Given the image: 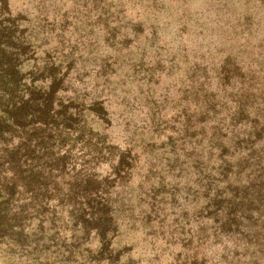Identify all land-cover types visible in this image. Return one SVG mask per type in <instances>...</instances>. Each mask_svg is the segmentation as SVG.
I'll return each mask as SVG.
<instances>
[{"label":"trees","instance_id":"obj_1","mask_svg":"<svg viewBox=\"0 0 264 264\" xmlns=\"http://www.w3.org/2000/svg\"><path fill=\"white\" fill-rule=\"evenodd\" d=\"M92 2L99 7L97 16L115 23L113 31L117 28L122 38L126 37L123 35L130 22L132 28L138 31L139 23L124 18L123 3L118 2L116 10H111V1ZM220 2L222 0L217 5L218 11L224 14H221L222 19L218 14V18L205 19L206 11H201L197 18L185 15V21L193 19L196 22L197 26L193 25L200 44L204 37L211 42L213 35L217 34V27L223 28L229 20H233V14L226 15L228 9ZM247 17L243 16V24L247 21V25L251 26L255 17L250 13ZM61 22L66 25V21ZM28 25V21L19 15H11L6 3L0 0V264H19L21 260L24 264H41L40 258H47L45 245H39L43 241L45 224L51 230L55 229L47 242L55 243L59 241L57 231H65L71 224L74 244L69 250L78 255L73 258L67 249L57 252L62 248L59 245L60 248H55L49 256L52 258L55 255L53 259L57 260L53 264L75 261L80 255L91 258L92 250L84 253L89 250V246L84 244L96 238L101 243L96 251L110 252L115 233L123 227L126 219L131 220L134 211L131 204L120 197L127 191L129 180L138 178L140 167L148 161L145 159L150 152L144 151L153 150L152 142L142 136L145 127L136 126L133 114L130 115L131 121L124 124L129 136L124 138L122 148L116 144L110 128L113 121L118 124L123 121V114L136 103L148 101L152 106L145 113L149 115L146 122L154 127L156 140H162V163L165 161L166 164L165 174L158 175L152 170L148 173L151 177H158L157 185L149 192H143V195H149L145 198L149 199L146 200L149 207L144 214L149 228L156 223L175 231V234L180 232L185 223L183 216L186 213L183 210L190 204L187 201L189 193L204 199L203 206L195 211V215L192 214L193 217L198 218L199 224V215L207 213L205 216L209 215L210 226L216 231L229 229L234 224L235 229H240L238 221L250 219L257 212L259 203L264 202V190L252 196L248 191L257 187L260 180L264 184V123L259 122L256 115L264 111V89L260 94V108H252L250 95L247 99L233 100L235 98L229 92L227 83L230 79L228 74L232 77L234 71H238L233 56L228 54L224 57V62H220L217 69L212 66L211 74L210 63L200 54L197 62L190 64L192 71L199 69L198 76L194 77L188 75L189 69L185 70L190 61L187 54L191 47L183 44L176 51L166 52L170 56L167 60L168 73L182 69L184 74L186 71V79L194 88L189 91L179 89L175 105L177 108L182 105L181 110L174 117H165L159 112L164 110L167 97H162L161 109L158 105L161 100L155 98L148 85L154 74L152 68L144 63L143 50L136 61L129 62L126 53L115 56L121 58L125 64L123 68L126 67L132 76L139 74L141 78H146L142 79L146 89L133 96V89L129 90L126 86L134 82V78L123 77L111 87L108 86L110 82L107 86L95 84V78H102L110 72V65L113 66L115 61L111 64L106 59L105 63L101 61L97 71L93 66L86 68V65L80 64V57L71 53L68 44L66 50H70L69 54L60 61L58 58L63 55H57L53 49L61 53L64 38L54 48L37 52L38 47L31 36L33 26L31 23L30 27ZM220 36L222 47L217 49L218 52L224 51L230 44L233 47V43L226 44L224 36ZM134 39L137 37L134 36ZM154 40L151 46L155 44ZM251 46L256 47V44ZM156 48L153 57L158 67L159 63H163L160 57L163 47ZM237 49L242 51L241 46ZM196 52L198 54L199 51ZM36 54L40 56L38 59ZM28 63L30 66L24 68ZM229 69L232 72H227ZM118 91L121 94L119 102L116 99ZM233 102L235 105L231 107ZM120 104H124V110L117 112ZM261 115L264 117V112ZM243 120L251 126L246 132L241 130ZM129 123L131 127L127 128ZM137 130H140L139 134H136ZM142 153L146 156L141 166ZM160 156L159 153L154 164L157 167L161 164ZM243 172L248 180L240 185L236 178ZM177 180L183 183L180 188ZM14 207L16 211H13ZM27 210L40 217L39 225L31 230L34 233L27 234L34 239L32 248L31 245H19L25 235L12 230L15 221L18 222L15 216H26ZM199 229L200 226L192 232L193 237H197ZM4 230H7L5 235ZM17 248L22 251H16ZM197 252L193 250L185 259L193 264H210Z\"/></svg>","mask_w":264,"mask_h":264},{"label":"rangeland","instance_id":"obj_2","mask_svg":"<svg viewBox=\"0 0 264 264\" xmlns=\"http://www.w3.org/2000/svg\"><path fill=\"white\" fill-rule=\"evenodd\" d=\"M1 1L6 3L11 15H19L24 20H27L29 27L31 23L33 26L31 36H33V41L36 44L35 46L38 47L36 48L37 52H41L44 48H54L64 38L62 44L63 51L58 53L53 49L57 55H63L59 56L58 60L60 61L63 60V57H66L65 55L69 54L70 50H66L68 46H70L72 54L74 53L80 57L82 62L80 64L86 65V68L93 66V68H95L94 70L97 71L99 68L98 64H100L101 61L104 60L105 63L106 59L109 64L115 61L113 66L110 65V72L102 78H95V84H104L107 86V83L110 82L108 86L111 87L116 81L122 80L123 77H128V79L134 78V82L126 86L129 90L133 89L131 95H137L138 91L145 90L146 85L143 83L142 79L146 78H141L139 74L135 77L132 76V74L127 71L126 67L123 68L125 64L121 62V58H118V60L117 57H115L117 54L122 56L126 53L125 56L130 59L129 62L136 61L141 56V50H143L145 52L144 63L146 66L152 68L151 71L154 74L153 80L149 82L148 85L152 88L155 98L161 100L158 102L161 109L162 97H167L164 110L159 112L161 116L165 114L163 115L165 117H174L180 112L182 105L178 108L177 105H175V101L179 97L178 90L194 88L192 84L188 83L189 79L186 78L188 75H194V77L198 76L199 69L196 72L189 68L194 62H197V56L200 54L204 56L206 62L208 61V63H210L211 74L213 72L212 66L217 69L219 66L218 64L224 62V57L228 56V54L233 56L235 62L238 64V71H234L235 73H233L232 77L228 74V78L230 79L227 81L229 85L228 90L229 92L231 91V95L235 98L233 100L242 97H246L245 99H247L250 95L251 99L249 103L252 105V108H256L257 106L260 108L262 105L260 94L264 89V0H222L220 3L222 5L224 4L225 8L228 9L226 15L230 13L233 14L231 17L233 20H229L228 24L223 28H218V26L217 34L213 35L214 39L211 42L207 41L205 37H202L203 42L201 44L198 41L197 31H195V26L193 25L195 24L197 26L196 22L193 19H186L185 21V17L188 14L193 18H197L196 15L201 11H206L204 13L205 19H215L219 16L222 19V12L218 11L219 7L217 5L221 0H108L112 3L111 10H116L118 2L123 3L125 10L122 9V7H118V9H122L123 14H126L124 18L133 21V23H139L138 31L132 28L131 22L126 26L125 34L122 33L124 34L123 37L126 36L125 38L119 35L117 28L113 31L115 23L104 21L97 16L99 7L97 4L93 3L92 0ZM73 3H75V5H73ZM85 8L87 11H85ZM207 11L209 13H207ZM248 13L253 14L255 17L251 26L247 25V21L245 25L243 24V16L248 18ZM216 14H218V17ZM222 16H224V14H222ZM234 16L236 18H234ZM61 21H66V25L63 26V22ZM206 22H208V20ZM24 25L25 23L22 27H24ZM207 27H209V23ZM112 32L115 34H112ZM152 33H154V38L151 37V35H153ZM220 35L224 36L226 44L229 45V43H233V47H231L230 44L224 51L218 52L217 49L222 47ZM134 36L137 37V39H134ZM153 39H155V44L151 46ZM135 41L137 42L135 43ZM254 43L256 47L251 46L254 45ZM183 44H186L187 47H191L189 50L190 52L187 54L190 61L185 65V70L189 69V74L186 76V71L182 74V69L178 72L168 73L169 68H167V60L170 56H167L166 52L170 53L172 50L176 51L179 45ZM131 45L134 46L131 47ZM156 46L163 47L160 53L163 63H159L158 67L153 57L157 50ZM238 46H241L242 51L237 49ZM207 50L209 51L206 52ZM196 51H199L198 54ZM208 55L209 58H207ZM36 56L37 59L40 57L38 54H36ZM195 56L196 59H193ZM28 66H30V63L25 64L24 68H28ZM230 70L231 69L227 72H230ZM104 80H107L106 83L103 82ZM245 90L246 94H244ZM120 97L121 94L118 91L116 97L118 102L121 100ZM115 102L116 101H114V103ZM148 103V101L147 103H136L135 106L132 103L133 108H128L129 110H126L125 115L123 114L122 116L125 119H123V121L121 120V122L119 120V124L113 121L110 125L115 136L116 144H119L122 148L124 146V138L129 136V132L124 127V124L131 121L130 115L133 114L132 118L137 120L136 126L145 127L143 128L145 131L142 134L143 138L148 140L149 143L152 142L151 146L153 150L144 151L145 153L150 152L149 157L145 159L146 155L142 153L143 160L141 166L144 159L148 161L145 165L140 167L139 177H133L129 180L127 191L120 197L126 203H130L134 210L131 220L126 219L123 227L115 233L117 235L112 239L110 252L98 253L96 249L99 248L101 243L99 238H96L91 240L89 244H87L88 242L84 244V246H89V250L84 253H90V250H92L90 255L91 258L80 255L79 259L75 261H61V264H193L191 260L185 259L193 250L199 251L197 252L198 256L209 260L210 264H264L263 201H261L263 203H259L257 212H254L250 219L242 218L238 221L240 223V229H235L236 225L234 224L228 227L229 229L224 228L216 231L210 226L211 219H209V215L205 216L207 213L199 215V224L197 222L198 218L193 217L192 214L195 215V211L198 210L200 206H203L202 203L204 199H198L196 195L189 193L187 195V201H189L190 204L187 209L184 208L183 210L186 213V215L183 216V220L185 222L189 220L194 226L192 229H188L189 227L185 226L184 228L187 229V233H182L181 236L180 232L176 231L177 234H175V231H171L170 229L169 231L165 229V227L158 226L156 223L149 228L150 224L145 220L144 215L145 209L147 210V207H149L148 201H146L149 199L145 198L147 196L149 197V195L143 194L145 193L144 191L147 190V192H149L151 187L157 185L158 177H151L148 173L152 170L158 175L165 174L166 164L165 161L162 163V151H164L161 146L162 140L160 139L161 142L156 140L154 127L149 126L147 123L148 121L146 122L149 115L146 116L145 113L149 108H152ZM234 105L235 103L233 102L231 107H234ZM128 107H130V105ZM123 108L124 104H120L116 111L121 112L124 110ZM263 112L262 110L258 114L256 113V115H258L257 118L259 122L264 123V117L261 115ZM147 114H149V112ZM250 116L252 117L253 115L250 114ZM129 127H131V123L128 124L127 128ZM250 127V123L244 121L241 130L246 132ZM139 133L140 130H137L136 134ZM210 133L211 132L207 134L209 135ZM205 138H207V136H205ZM139 149L140 148H137L136 150L138 151ZM139 151L141 152V150ZM159 153L161 154V159L159 158L161 164L157 167L154 164L156 163L157 157H159ZM262 172L264 173V169ZM231 178H233V176ZM247 178V174L245 175L243 172L241 176L236 179H238L240 185H244L247 183ZM167 180L168 179H166V181ZM177 182L179 183L178 188H180L183 183L179 180H177ZM260 190H264V184L261 180L257 187L251 190L249 189L248 192L249 195L252 196L255 192L258 193ZM16 196L17 195H15L14 198H16ZM16 210V207H14L13 211ZM28 211L30 210H27L26 216L22 214L15 216L18 222L15 221L12 230L13 233H23L25 235L21 239L22 242L18 243L19 245H22V247L23 245L24 247L31 245L32 248L34 246V239L27 234L34 233L31 230H34V228L39 225L38 221L40 217ZM138 212H140V214ZM47 225L48 224L44 225L43 241L39 244L45 245V249L47 250L45 255L47 258H40L42 260L41 264L45 262H48L47 264H53L52 262L57 260L53 259L55 255H53L52 258H49V256L52 255L51 253L55 248H60L59 245H62V248L58 249L57 252L67 249L73 258L74 255L77 257L78 255L75 254L73 250H69V247L74 244H72L73 240L71 239L73 234L71 224L67 226L65 231H57L59 241L56 243L47 242V239H50L55 231V229L51 230ZM199 226L200 229L197 237H193L192 232L196 231ZM5 234H7V230H4V235ZM92 235L93 233L90 237H92ZM52 244H54L55 247ZM20 248H17L16 251H22ZM18 262L19 264H24L22 260Z\"/></svg>","mask_w":264,"mask_h":264},{"label":"water","instance_id":"obj_3","mask_svg":"<svg viewBox=\"0 0 264 264\" xmlns=\"http://www.w3.org/2000/svg\"><path fill=\"white\" fill-rule=\"evenodd\" d=\"M185 226H188L189 228L188 229H192L194 226L192 225V223L189 221V220H187V222H185L184 224H183V226L181 227V229H180V232L181 233H187V229H185L184 227Z\"/></svg>","mask_w":264,"mask_h":264}]
</instances>
